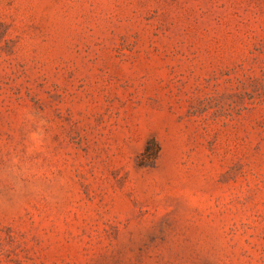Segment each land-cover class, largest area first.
Masks as SVG:
<instances>
[{"label": "rangeland", "instance_id": "rangeland-1", "mask_svg": "<svg viewBox=\"0 0 264 264\" xmlns=\"http://www.w3.org/2000/svg\"><path fill=\"white\" fill-rule=\"evenodd\" d=\"M0 264H264V0H0Z\"/></svg>", "mask_w": 264, "mask_h": 264}]
</instances>
